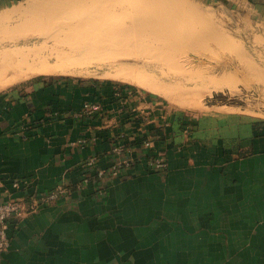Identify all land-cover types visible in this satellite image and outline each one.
I'll use <instances>...</instances> for the list:
<instances>
[{"label": "crops", "instance_id": "crops-1", "mask_svg": "<svg viewBox=\"0 0 264 264\" xmlns=\"http://www.w3.org/2000/svg\"><path fill=\"white\" fill-rule=\"evenodd\" d=\"M85 101L100 110L75 117ZM117 142L133 163L95 176ZM155 153L166 170L147 168ZM57 183L70 192L9 221L0 264H264V118H191L140 90L65 77L3 92L0 201L28 208Z\"/></svg>", "mask_w": 264, "mask_h": 264}, {"label": "rangeland", "instance_id": "rangeland-1", "mask_svg": "<svg viewBox=\"0 0 264 264\" xmlns=\"http://www.w3.org/2000/svg\"><path fill=\"white\" fill-rule=\"evenodd\" d=\"M24 1L0 0V11ZM90 1H95L99 13L109 12L114 16L107 31L89 35L95 41L102 36H120L121 39L134 36L137 40L147 33L153 34L158 26L149 25L146 30L131 28L124 35L121 33L124 23L146 19L159 22L160 30L172 36L173 41L164 47L152 36L142 43L130 38L134 42L128 39L124 45L109 47L113 53L109 56L113 58L106 59L109 66L90 65L78 74L34 75L3 87L0 94L41 78L65 77L140 90L159 99L167 108L182 111L191 118L217 108L264 118V0H184L195 6L190 9L169 6L159 0ZM51 4L46 6L45 14L19 27L10 26L4 29L5 34L18 36L53 31L58 18L47 15L54 6L53 2ZM138 76L176 90L187 87L185 91L179 88L177 98L193 100L195 105L173 103L130 79Z\"/></svg>", "mask_w": 264, "mask_h": 264}, {"label": "bare ground", "instance_id": "bare-ground-1", "mask_svg": "<svg viewBox=\"0 0 264 264\" xmlns=\"http://www.w3.org/2000/svg\"><path fill=\"white\" fill-rule=\"evenodd\" d=\"M159 1L180 9L195 8L194 5H190L184 0ZM51 2L54 6L50 8L47 15L58 18L53 31L45 34L38 31L37 34L18 36L5 34L4 29H9L10 26L19 27L31 19L40 17L42 13L45 14L46 6L52 5ZM68 3L71 4V7H65ZM98 10L95 1L90 0H25L24 3L9 9H2L0 11V89L38 74H78L90 65H95L98 68L108 65L109 61L106 59L113 58L109 57L113 54L109 51V47L124 45L128 39L131 43L133 39L130 38L135 37L125 36V39H121L120 36H102L96 41L93 37H89V35L107 31L112 25L114 16L109 12L99 13ZM149 25H152V28L158 27L153 29L155 31L153 34L151 32L147 33L148 35H142L137 38L138 41L135 38L137 42L142 43L152 36L161 46L165 47L172 43V36L163 33L160 30L161 24L157 21L150 22V19H146L144 22L124 23L121 25L123 27L121 33L124 35L131 28L145 29ZM152 28L149 30L151 31ZM130 79L135 80L136 83L148 90L166 97L173 103L187 107L195 105L193 100L177 98L180 87H177L176 90L161 83H149L147 80L150 79L141 76ZM180 89L185 91L188 88Z\"/></svg>", "mask_w": 264, "mask_h": 264}, {"label": "built area", "instance_id": "built-area-1", "mask_svg": "<svg viewBox=\"0 0 264 264\" xmlns=\"http://www.w3.org/2000/svg\"><path fill=\"white\" fill-rule=\"evenodd\" d=\"M101 105L98 102H83L82 106L75 110L73 115L75 117L90 116L95 111L100 110ZM86 137H79L76 139V143L85 142ZM152 139L148 137H143L141 139V144L143 146H150ZM126 143L117 142L112 146V152L116 155V159L108 169L96 168L94 171L95 176H105V175H118L121 171L128 169L133 163L132 158L124 155L127 149ZM86 163L88 165H94L96 163V156H90ZM147 168L151 171H163L166 170L168 164L165 156L162 153H155L146 159ZM87 176L83 179L86 181ZM20 181L15 180L13 185L15 187L19 186ZM70 192V187L66 183H57L50 191L45 194L38 195L32 200V204L28 208L24 207L21 200L15 198H7L0 201V254L4 252L9 246V233L8 224L12 218L21 217L29 211L38 209L42 204L54 202L61 198L63 195Z\"/></svg>", "mask_w": 264, "mask_h": 264}]
</instances>
